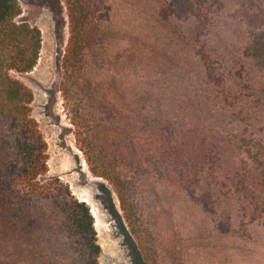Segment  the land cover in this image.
Segmentation results:
<instances>
[{
	"label": "trees",
	"instance_id": "obj_1",
	"mask_svg": "<svg viewBox=\"0 0 264 264\" xmlns=\"http://www.w3.org/2000/svg\"><path fill=\"white\" fill-rule=\"evenodd\" d=\"M63 1V91L89 169L111 186L112 217L142 263L151 231L136 199L162 178L217 233L264 225V0H154L143 13L129 0ZM21 14L18 0H0V243L8 264H100L90 205L47 177L34 94L14 75L35 68L42 46Z\"/></svg>",
	"mask_w": 264,
	"mask_h": 264
},
{
	"label": "rangeland",
	"instance_id": "obj_2",
	"mask_svg": "<svg viewBox=\"0 0 264 264\" xmlns=\"http://www.w3.org/2000/svg\"><path fill=\"white\" fill-rule=\"evenodd\" d=\"M239 1L230 0L237 5ZM18 2L22 8L18 20L37 26L42 34L38 64L32 71L14 75L34 94L31 113L47 142V177L59 178L75 198L90 205L102 248L100 264H143L138 250L112 217L108 195L103 190V185L112 190L111 186L89 169L77 136L79 129L74 124L77 115L73 100L63 91V58L69 39L66 3L63 0ZM153 2L129 0L141 13L150 12ZM222 36L223 30L216 39ZM162 180L143 186V196L138 195L136 199L141 204L142 220L151 231L149 264H264L263 224L253 223L247 227V223H243L237 233H217L204 210L187 201L175 183ZM112 195L121 214L119 199L113 191ZM2 243L0 264H8V252L6 248L3 250ZM31 246L36 250L33 244ZM47 253L53 254L51 250ZM23 255L17 252L19 263Z\"/></svg>",
	"mask_w": 264,
	"mask_h": 264
},
{
	"label": "bare ground",
	"instance_id": "obj_3",
	"mask_svg": "<svg viewBox=\"0 0 264 264\" xmlns=\"http://www.w3.org/2000/svg\"><path fill=\"white\" fill-rule=\"evenodd\" d=\"M96 216V215H95ZM97 217V216H96Z\"/></svg>",
	"mask_w": 264,
	"mask_h": 264
}]
</instances>
